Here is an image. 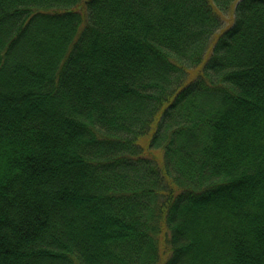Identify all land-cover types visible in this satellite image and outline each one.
I'll list each match as a JSON object with an SVG mask.
<instances>
[{
    "label": "trees",
    "instance_id": "1",
    "mask_svg": "<svg viewBox=\"0 0 264 264\" xmlns=\"http://www.w3.org/2000/svg\"><path fill=\"white\" fill-rule=\"evenodd\" d=\"M0 264H264V0H0Z\"/></svg>",
    "mask_w": 264,
    "mask_h": 264
},
{
    "label": "rangeland",
    "instance_id": "2",
    "mask_svg": "<svg viewBox=\"0 0 264 264\" xmlns=\"http://www.w3.org/2000/svg\"><path fill=\"white\" fill-rule=\"evenodd\" d=\"M148 135L146 136H143L139 139V142L140 144L143 146V147H146L147 145V140H148ZM150 153L154 156H156L157 159L160 160V157H161V153H160V149H154V150H150Z\"/></svg>",
    "mask_w": 264,
    "mask_h": 264
}]
</instances>
